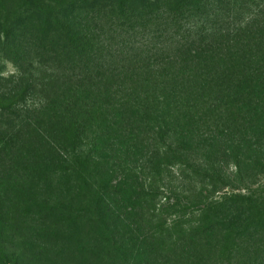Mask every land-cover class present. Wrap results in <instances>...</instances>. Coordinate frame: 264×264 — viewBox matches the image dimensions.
<instances>
[{"label":"trees","instance_id":"trees-1","mask_svg":"<svg viewBox=\"0 0 264 264\" xmlns=\"http://www.w3.org/2000/svg\"><path fill=\"white\" fill-rule=\"evenodd\" d=\"M256 1L0 0V264H264Z\"/></svg>","mask_w":264,"mask_h":264},{"label":"rangeland","instance_id":"rangeland-1","mask_svg":"<svg viewBox=\"0 0 264 264\" xmlns=\"http://www.w3.org/2000/svg\"><path fill=\"white\" fill-rule=\"evenodd\" d=\"M264 4H262V2H261V0H258V1H256L255 2V4L252 6V9L251 10H253V11H257L259 8H261L262 6H263ZM243 20V19H242ZM153 42H155V40L153 39L151 42L150 41H146V40H144L143 42H141V44H144L145 46L147 45V46H151L152 44H153ZM141 44H140V46H141ZM136 46H138V45H136ZM143 48V47H142ZM10 69H13L12 67H10ZM119 69H122V68H119ZM5 176V175H4ZM15 176H17V173H16V175ZM4 180L5 179H0V190H2L3 189V191H4V187H1V185L3 184V182H4ZM263 185H264V179L261 181V185L260 186H258V187H263ZM164 196H167V194H165Z\"/></svg>","mask_w":264,"mask_h":264}]
</instances>
